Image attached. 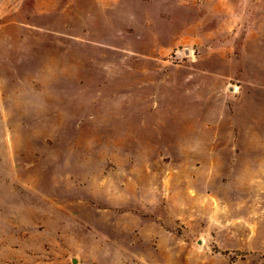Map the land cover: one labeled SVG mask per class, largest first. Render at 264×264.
I'll return each mask as SVG.
<instances>
[{"label":"rangeland","instance_id":"obj_1","mask_svg":"<svg viewBox=\"0 0 264 264\" xmlns=\"http://www.w3.org/2000/svg\"><path fill=\"white\" fill-rule=\"evenodd\" d=\"M0 264H264V0H0Z\"/></svg>","mask_w":264,"mask_h":264},{"label":"water","instance_id":"obj_2","mask_svg":"<svg viewBox=\"0 0 264 264\" xmlns=\"http://www.w3.org/2000/svg\"><path fill=\"white\" fill-rule=\"evenodd\" d=\"M72 262H73V263H75V262H76V259H75V258H73V259H72Z\"/></svg>","mask_w":264,"mask_h":264}]
</instances>
